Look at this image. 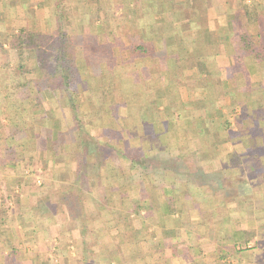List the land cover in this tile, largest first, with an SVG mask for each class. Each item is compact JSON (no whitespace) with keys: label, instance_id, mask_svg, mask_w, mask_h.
Segmentation results:
<instances>
[{"label":"crops","instance_id":"crops-1","mask_svg":"<svg viewBox=\"0 0 264 264\" xmlns=\"http://www.w3.org/2000/svg\"><path fill=\"white\" fill-rule=\"evenodd\" d=\"M140 6V14L134 7L125 19L143 37L109 40V53L85 59L83 91L93 95L91 112L101 113L87 130L99 127L91 135L126 150L120 159L134 162L114 183L101 184L100 196L89 194L86 208L103 209L88 220L83 242L95 246V264H264V0H143ZM53 12L52 0H0L1 47L13 54L12 38L23 30L52 33ZM8 59L5 91H24L15 81L25 82L27 74ZM74 77L68 91L76 88ZM44 107L35 108L42 125ZM3 125L0 120V155ZM106 127H115L117 136L106 139ZM23 164L25 180L49 191L44 178ZM8 175L0 170L1 180ZM17 182L0 185V196L12 197L9 215L0 214V264H60V216L40 214L22 195L32 187ZM109 191L117 192L112 200ZM137 207L143 210L133 211ZM48 220L52 231L40 234V223ZM66 220L74 262V241L82 235L76 221ZM141 222L150 227L145 234ZM79 255L90 264L87 249Z\"/></svg>","mask_w":264,"mask_h":264},{"label":"rangeland","instance_id":"rangeland-1","mask_svg":"<svg viewBox=\"0 0 264 264\" xmlns=\"http://www.w3.org/2000/svg\"><path fill=\"white\" fill-rule=\"evenodd\" d=\"M52 0L53 4H54V16L59 15V14H63L64 12L66 14H68L67 18H68V23H66L65 25L67 27H65L66 30H68L69 34L73 37L74 41H75V54H74V60L76 61V65H77V72L75 75V79H76V83H74V85L76 86L74 91H70L71 92V97H72V102H73V106L77 109V111L80 113V117L82 118V125H84V129L86 130V132L88 133V137L91 139H98V137L91 135L94 134L95 132L99 131V127L96 128V130H94L91 127L89 128V131L87 130V126H90L92 124L93 121L100 119V110L98 112H91L93 111V105L91 106V98L93 97V95L91 94L90 91H83L84 90V85L83 83L86 82V76L84 73V66H85V59L87 56H91V55H96V56H100L102 54H107L110 52V49H112V46H109V40H120V39H124L126 42H130L131 40L134 39V37L137 35V37H143L145 32H142L141 30L139 31H135L134 33L130 30V26L128 24H126V19L125 17L131 15L132 13H134V7L137 10L138 14H140V10H143V7H141V3H143V0H130L129 2H126V4L128 6H124V0ZM260 1V0H257ZM130 3V4H129ZM58 4L60 6H58ZM135 5L133 7V5ZM84 9V10H83ZM90 10V11H89ZM84 11L90 12V15L85 16L84 15ZM142 12V11H141ZM64 13V14H65ZM84 16V18H83ZM86 18V19H85ZM55 18L53 17V20ZM85 19V20H84ZM55 21V20H54ZM142 22V21H141ZM142 24V23H141ZM144 26V24H143ZM132 32V34H131ZM147 37V36H145ZM137 39V38H136ZM123 40V41H124ZM132 44H130V46H128L127 48H124L123 50H127L129 51L132 46ZM12 57V62H13V66L17 67L18 63L20 62V59L18 58V56H16L15 54H11L10 52L6 51L5 48L0 45V79L1 82L0 84H5L3 91H0V120H3V122L5 124H7V122L4 119V114H8L10 115L13 111V107H10V109H6L5 105H11L13 106V102L14 98L13 95L11 94V92L5 91L6 89V84L8 82L7 79V74L4 73V71L2 72V70H4V68L9 64H5L3 62L9 60L8 58L11 59ZM98 59V58H95ZM11 67V66H10ZM29 78H35L34 81L37 79L36 75L34 74H30L28 76ZM26 77L23 75V79H25ZM27 81V80H26ZM25 81V82H26ZM25 82H20L25 83ZM36 82V81H35ZM58 84V83H56ZM71 87V86H70ZM69 87V88H70ZM24 88V91H29L32 90V88H34V86L32 87L31 85L28 87H22V89ZM15 90V89H14ZM69 90V89H68ZM17 91H20L19 89H17ZM13 92V91H12ZM14 94H16V92H13ZM107 94V93H106ZM105 94V100L108 101V96L106 97ZM117 95V100L118 102H122V98H120V96L118 95V92L115 94ZM21 97L24 96V94L19 95ZM116 97V96H115ZM19 99V97H18ZM48 99V98H47ZM18 103V102H16ZM54 105L51 110V114H52V118L55 119L56 123H62L65 126H71V111L74 110L75 108H71L69 106H65L64 100H62L60 102V105L58 103L55 104V102H53ZM108 103H112L110 101H108ZM26 104V102H25ZM58 105V106H55ZM104 107V106H103ZM107 107H111L112 110L114 111L115 106L114 105H110ZM23 109H27V107H25V105L23 104L22 106ZM29 109V113L28 111H25V119H26V127L22 128V131H25V134H21L18 135L19 138H21L22 141H27L29 140V138L32 137V130L31 128H33V130L35 131V133L41 135V137H43L44 133H45V129L44 126L41 124L40 120H38L39 118V113H36V109L35 108H28ZM108 112V111H107ZM107 112H104V114H108ZM100 113V114H99ZM1 114L3 116H1ZM110 115V113H109ZM105 134V133H104ZM44 139V138H43ZM99 140V139H98ZM44 145V140H39L38 141V147L37 146H33L31 143L30 145L26 148V151L24 152V156L25 159L24 161H22L24 164L23 167H25L26 165V169L29 167L31 170H34V173L38 172L40 175V179L43 177L44 178V182L48 185V187H50L49 191L48 188H46L45 190H43V192L38 191V189L36 190V187L33 186V184H31L30 179L29 180H25L22 171H18V172H13V171H9L12 175H8V178H6V181L3 179L1 180L0 177V185L4 186V184H16V181L18 180L17 183H27L26 186H30L32 187V189L26 190L25 192H22V195H25V200L26 201H34V204L32 203L31 206L37 207L38 210L40 211V214H45V216H50V214L53 215H57L60 216V227L59 230L57 231V233H59L60 236V248L58 250V254H59V260H60V264H84L83 261V257L80 258V253H81V249H87V253L89 256V262L90 264H95V261L98 260V256L93 254V249H94V245L91 244L92 239H90L88 242L89 243H84L83 242V237L84 234L87 233L86 230L82 231V227H80L78 224H76V230L80 231V234L82 236H80L79 238H77L76 241H74V246H75V251H76V259L73 262V258H70L68 256V252H69V246L70 244H68L69 239V235L71 234L70 232H72L73 228L70 226L69 221L66 220L68 216V214L66 215L65 213H61L60 211H62V209L59 207L58 210L54 211L56 213H53L51 211V206L52 204L50 203L51 200L48 201L49 196L50 195H62V193L65 191V189H68L71 186L72 191H74V193H76V195H78L79 199L78 201H82L83 203H88L91 202V197L89 196V193L87 194V187L88 189L90 188L91 190H93V188L98 189L99 185L101 183H98L96 178H95V182H93V178L92 175H90V177L88 178V183L86 184L85 187H81V189H78L79 185H75V184H71V185H67L66 181L68 179H70L72 181V179L75 180V165H74V160H72V162L70 161V170L68 168H66V162L69 161H65V158H58V162L55 166L50 167L49 166V160L52 158L51 154H46V160L48 161L47 166V170H43L44 174H41L39 168L43 169L42 166L43 164H45V159L44 162L43 161V157L42 156V151H45L43 148H45ZM47 148H49V146H46ZM128 147L130 148V146L128 145ZM127 148V147H126ZM127 148V149H129ZM43 149V150H42ZM129 152H133L132 155L135 153V151H137L136 149H129ZM135 155V154H134ZM88 158L92 161V162H104L106 161V159L108 160H112L111 165H113L114 168H119L117 171L121 172L122 169L127 168L128 167V161L126 160H122L123 159V155H121V158L118 156V152L117 149L113 150L111 149V147H107L105 145H101V147H99L98 150H94L93 152L90 153L88 155ZM60 160V161H59ZM39 161V162H37ZM11 163V162H9ZM29 163L31 165V167L29 166ZM40 163V164H39ZM47 163V162H46ZM28 168V170H30ZM57 168L56 172L55 169ZM65 169V170H64ZM107 169V168H105ZM104 169V170H105ZM14 177L16 178L14 180ZM42 180V179H41ZM43 181V180H42ZM103 184L106 183L105 178L102 179ZM96 183V184H95ZM29 184V185H28ZM17 185V184H16ZM86 189V190H85ZM39 194V197H37L36 195ZM91 194V193H90ZM100 196V193H98ZM6 194L1 193L0 196V200L2 201L1 197ZM92 195V194H91ZM11 197V196H10ZM40 199L39 203L38 200ZM12 200V197H11ZM9 200L7 203H4V206L2 207L3 204H1L0 209L3 211L6 210L7 205H9L10 201ZM55 205V204H53ZM39 206V207H38ZM36 208V209H37ZM31 207L28 210V215L33 216L31 211ZM113 208H110V210H112ZM0 210V214H2ZM115 210V209H114ZM90 212V213H89ZM86 213L87 215L92 216H96L97 214H99V209L98 208H86ZM9 215V209L6 213L5 216ZM14 216H18L17 214H15ZM72 216V215H71ZM26 217V216H25ZM29 217V216H27ZM62 218L64 220H62ZM73 218V217H72ZM25 218L22 217H18L14 220V223L17 224L19 223L21 220H24ZM80 222V221H79ZM46 225V227H45ZM40 226L42 228V226H44L42 229L43 231L40 232V234H44V232H48L52 231L53 229V225L51 224V222L48 220L47 222L44 223H40ZM72 228V229H71ZM55 229V227H54ZM90 229V228H89ZM91 231V230H88ZM42 236V235H39ZM72 237V234L70 235V238ZM73 240V237H72ZM30 244V242H29ZM38 250H42L44 249V246L38 247ZM91 252V254H90ZM82 255V254H81Z\"/></svg>","mask_w":264,"mask_h":264},{"label":"trees","instance_id":"trees-1","mask_svg":"<svg viewBox=\"0 0 264 264\" xmlns=\"http://www.w3.org/2000/svg\"><path fill=\"white\" fill-rule=\"evenodd\" d=\"M58 6L60 5L58 4ZM64 13L54 16L55 30L52 33L42 34L23 30L14 35L12 38L10 48L13 51V54L20 58L17 69L22 74H27V77L30 74H34L37 78L35 80L36 82L34 79H29V77L28 79L26 77L27 81L25 83L21 84L19 80H16L15 82L19 85V88L26 86L28 87V85H31L32 87L35 86L40 88V90L13 91L16 92V94H14L12 91H8L13 95L14 101L12 102L14 104L13 106L12 103L11 105H5L6 109L13 107V111L10 112V115L6 113L4 114V119L7 122V124L4 123L3 125L6 131V145L3 148L1 153L2 155H0V170L6 169L7 171L18 172L21 167V162L25 159L24 152L30 143L35 147L38 145L39 140H44L43 146H45V148L43 149L45 151H42L41 155H44V157L43 161L41 162H44V159L46 160V154L48 153L52 156V158L49 160L50 167L55 166L58 162L57 159L62 157L65 158V161H69L66 162V168L70 170V161H75V180L72 179L71 181V178L68 179L66 181L68 186L73 183L75 185H79L78 189L85 187L91 174H93V182H95L96 178L98 183L103 184L102 179L105 178L107 183H114L118 177L117 170L119 168H114L113 165H111L112 160L106 159L104 162H92L88 158V155L93 152V149L98 150L102 144L107 147H111L113 150H116L115 145H112V143L108 144L107 142H101L98 139L94 140L88 137V133L84 129V125H82L83 120L80 117V113L73 106L71 92L68 91L71 85V78L76 75L78 68L75 63L76 61L74 60V54L76 52L75 41L69 34L68 30L65 29V27H67L65 24L68 23V14ZM15 79H17V77H15ZM45 89L54 90L45 91ZM53 93H57L59 95L58 99L52 97ZM22 94H24L23 97L19 96ZM47 98L53 102L56 100L60 101V99L63 98L69 107L73 109L75 108V111H71V126L64 127V124H58L55 122V119L52 118L53 116L51 114L52 109H48L46 106L44 107L45 101L48 100ZM52 98L55 100H52ZM56 103L57 102H55V104ZM23 104L25 107H27V109L22 108ZM40 106L44 107L43 110H41L42 113L40 112L43 114L42 116H44L43 126L45 133L43 137L35 133L33 128H31L33 132L32 137L27 141H22L18 135L21 136V134H25V131H22V128L26 127L25 111H28L29 113L28 108L33 109ZM1 116L3 115L1 114ZM104 130V137L106 139H112L118 132L115 127H106ZM46 146H49V148ZM117 152L119 155H123L124 153L126 155V150H124L123 153L122 150L118 149ZM128 161L131 164L134 162V160L132 161L131 158ZM47 164L48 161L46 160L45 164L42 166V170H47ZM29 166L31 167L30 163ZM140 167L144 169L147 167V165H140ZM56 170L57 168L55 169V172ZM121 179L124 180V182H131L132 176H122L120 177V180ZM86 189L87 194L91 193L92 195H96L100 193L96 191V188L91 190L87 187ZM114 192L116 191H109V199H114ZM103 194H105V192ZM53 196H55V201L52 203L50 208L51 211L56 213L54 211L58 210L60 207L62 209L60 214H68V216L71 217V220L76 221V223L82 227V231L86 230L88 232V220L91 216L87 215L86 206L83 203V200L78 201L79 197L76 195V193H74V191H72L71 186L68 189H65L62 195H50L48 201L51 200ZM1 199L2 202L7 203L9 200H11V197L3 195ZM3 206L4 204L2 207ZM102 209L99 208V210ZM142 210L143 208L141 207L133 209L135 212H141ZM7 211V208L5 211L2 209L1 215H6ZM130 212L132 211L130 210ZM128 215L131 216V214ZM149 229L150 227L148 224L141 222V233L145 234L147 231H149ZM83 259L85 260L86 258Z\"/></svg>","mask_w":264,"mask_h":264}]
</instances>
